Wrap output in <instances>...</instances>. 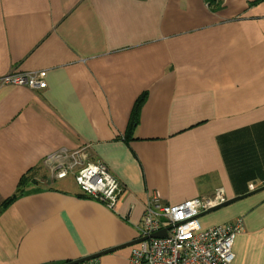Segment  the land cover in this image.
<instances>
[{
	"label": "crops",
	"instance_id": "crops-1",
	"mask_svg": "<svg viewBox=\"0 0 264 264\" xmlns=\"http://www.w3.org/2000/svg\"><path fill=\"white\" fill-rule=\"evenodd\" d=\"M41 69L43 89L0 86V264L139 238L152 195L264 185V0H0V75ZM78 149L123 184L114 209L51 172L50 155ZM263 199L200 217H242L233 264H264ZM134 244L78 264H131Z\"/></svg>",
	"mask_w": 264,
	"mask_h": 264
},
{
	"label": "built area",
	"instance_id": "built-area-1",
	"mask_svg": "<svg viewBox=\"0 0 264 264\" xmlns=\"http://www.w3.org/2000/svg\"><path fill=\"white\" fill-rule=\"evenodd\" d=\"M1 85L46 87V70L10 71L0 75ZM51 172L58 178L71 174L80 190L100 199L114 209L123 184L107 165L91 161L83 150H60L48 157ZM249 190L255 184H248ZM226 200L223 189H213L209 196L165 204L156 195L147 201L139 224L140 236H146L131 247V264H233L232 245L235 236L244 231L242 217L225 224L203 227L199 214ZM264 212V199L259 203ZM164 229V235L151 234Z\"/></svg>",
	"mask_w": 264,
	"mask_h": 264
},
{
	"label": "water",
	"instance_id": "water-1",
	"mask_svg": "<svg viewBox=\"0 0 264 264\" xmlns=\"http://www.w3.org/2000/svg\"><path fill=\"white\" fill-rule=\"evenodd\" d=\"M261 190H264V185H261V186L257 187L256 189H254V190H252V191H250V192H248V193L241 194V195H237V196H233V197H231V198H227V199L224 200L223 202H221V203H219V204H217V205H215V206H212V207L208 208L207 210L201 212V213L199 214V216L204 215V214L209 213V212H212V211H215V210H217V209H219V208H222V207H224V206H226V205H229V204H231V203H233V202H235V201H237V200H239V199H242V198H244V197H246V196H249V195H251V194H253V193H256V192H258V191H261ZM161 235H164V229H161V230H159V231H157V232L151 234V236H161ZM145 238H146V236L139 237V238H136V239L131 240V241H129V242H126V243H124V244H120V245H118V246H115V247H113V248H109V249H106V250H102V251L97 252V253H95V254H92V255H89V256H85V257H82V258H79V259L70 260V261L65 262V263H63V264H78V263H81V262L86 261V260H88V259L95 258V257H97L98 255H101V254H103V253H107V252H109V251H112V250H114V249H117V248H120V247H124V246L132 245V244L137 243L138 241H140V240H142V239H145Z\"/></svg>",
	"mask_w": 264,
	"mask_h": 264
},
{
	"label": "trees",
	"instance_id": "trees-1",
	"mask_svg": "<svg viewBox=\"0 0 264 264\" xmlns=\"http://www.w3.org/2000/svg\"><path fill=\"white\" fill-rule=\"evenodd\" d=\"M139 102H140V100L137 101L138 104H139ZM134 124H135V122H134V120H133V121L131 122V126H130V127L134 126Z\"/></svg>",
	"mask_w": 264,
	"mask_h": 264
},
{
	"label": "rangeland",
	"instance_id": "rangeland-1",
	"mask_svg": "<svg viewBox=\"0 0 264 264\" xmlns=\"http://www.w3.org/2000/svg\"><path fill=\"white\" fill-rule=\"evenodd\" d=\"M63 180H64V181H66V182H67V181H68V182H70V181H71V179H63ZM213 189H214V188H213Z\"/></svg>",
	"mask_w": 264,
	"mask_h": 264
}]
</instances>
